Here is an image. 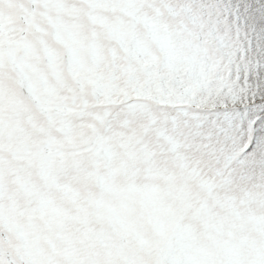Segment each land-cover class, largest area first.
<instances>
[{"label":"snow or ice","instance_id":"snow-or-ice-1","mask_svg":"<svg viewBox=\"0 0 264 264\" xmlns=\"http://www.w3.org/2000/svg\"><path fill=\"white\" fill-rule=\"evenodd\" d=\"M0 264H264V0H0Z\"/></svg>","mask_w":264,"mask_h":264}]
</instances>
